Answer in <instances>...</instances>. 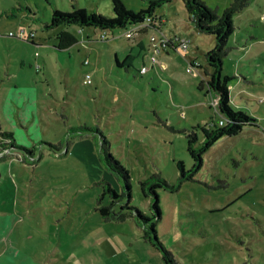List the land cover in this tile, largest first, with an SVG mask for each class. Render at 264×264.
<instances>
[{
    "label": "rangeland",
    "instance_id": "374dc122",
    "mask_svg": "<svg viewBox=\"0 0 264 264\" xmlns=\"http://www.w3.org/2000/svg\"><path fill=\"white\" fill-rule=\"evenodd\" d=\"M152 1L123 0L135 12ZM203 1L222 14L234 0ZM76 8L115 17L113 0H0V138L13 130L18 143L37 144L34 158L0 161V264H10L5 255L19 257L13 264H165L133 219L105 223L96 210L104 183L120 191L124 185L101 159L98 135L66 133L100 128L130 172L132 204L150 215L141 182L159 174L177 184V162L194 165L187 135L202 141V128L220 123L216 103L200 89L216 39L200 32L183 0L158 6L152 15L159 26L134 38L125 36L132 25L107 41L99 28L47 27L54 10ZM234 24L223 67L236 77L231 105L262 124L217 142L194 181L159 190L158 235L181 264H264V0L236 13ZM21 30L27 38L34 33V41L18 37ZM65 30L79 43L59 50L56 38ZM152 37L191 44L167 56L154 50ZM140 38L150 54L134 46ZM129 54L134 67L119 68L115 57L122 62ZM64 138L68 153L40 144Z\"/></svg>",
    "mask_w": 264,
    "mask_h": 264
},
{
    "label": "trees",
    "instance_id": "16d2710c",
    "mask_svg": "<svg viewBox=\"0 0 264 264\" xmlns=\"http://www.w3.org/2000/svg\"><path fill=\"white\" fill-rule=\"evenodd\" d=\"M171 1L172 0L152 1L147 10L135 12L130 10L123 0H113L115 12V17L113 18H106L101 14H99V16L95 13L89 14L84 8H76L73 11H61L56 9L47 27L58 28L59 26H78L81 29L91 27L99 28L103 31L101 39L107 41L108 36H110L114 30L146 21L148 17L153 16L152 14L158 6L164 2L169 3ZM252 1L253 0H234L233 3L220 14L217 9L210 8L203 0H183L187 12L190 14L192 21L195 22L200 32L212 35L216 39L215 47L206 54L208 66L204 70V74L208 79L201 83L200 89L202 91L206 90V96H210L216 103L221 119L224 121V125L220 126V123H213L208 128H202V141H200L199 136L195 132L187 135L188 152L194 160V165L191 169H188L183 160L177 162L180 172L177 184H171L159 174H154L141 182L143 195L151 201L150 215H147L138 206L132 204L133 186L131 184L130 172L111 153V143L100 128L85 125L73 128L66 133V137L70 136V138L81 137L87 133L98 135L101 145L100 151L103 155L101 159H104L107 168L113 175L122 180L124 185L122 191H120L111 183H104L102 185L103 192L97 200L96 210L99 211L105 223L124 222L133 219L138 226L142 228L144 240L163 252L165 264H181V262L172 251H169L164 246L158 235L157 224L162 219L159 190L162 189L174 192L178 189L180 184L187 181H194L196 175L202 170L205 164V153L224 137L238 136L247 127L261 128L262 123L258 117L249 115L243 110H236L232 107L231 81L236 77L223 74L224 60L229 57L233 50L228 46V43L235 33L234 16L236 13L249 6ZM31 34L27 39L34 41L35 34ZM104 35L106 39L103 38ZM56 39L58 41L57 48L59 50L70 49L72 46L79 43L78 38L66 30L58 34ZM177 40L178 39H171L168 45L162 47V51L178 49ZM134 58L132 54H129L125 60L121 62L118 56H116L115 62L119 68L130 69L134 67ZM204 83H206V86ZM221 119L220 121H222ZM1 136V162H7L11 155L21 156L24 161L30 157L34 158L37 144L33 145V147H27L18 143L13 130L1 132ZM69 140L70 139L65 142L64 138V140L58 144L42 141L40 144L51 148L57 153L63 151L68 153V146L70 145ZM2 176L3 174L0 170V179Z\"/></svg>",
    "mask_w": 264,
    "mask_h": 264
},
{
    "label": "built area",
    "instance_id": "2783aa9c",
    "mask_svg": "<svg viewBox=\"0 0 264 264\" xmlns=\"http://www.w3.org/2000/svg\"><path fill=\"white\" fill-rule=\"evenodd\" d=\"M157 17H148L146 21L142 22V23H139V24H134L132 25L133 28L131 30H129L127 33H126V37L127 38H134L136 35H138L140 31L142 30H146L149 26H159L160 22L159 20H156ZM156 20V21H155ZM153 23H156V24H153ZM33 35V34H31ZM18 37L20 38H27L26 37V30H21L18 34ZM104 39H106V36L104 35L103 36ZM171 39H168V38H156V37H152V43H153V47H154V50L156 52H161L162 51V47H165L166 45H168L171 41ZM177 43H178V50L181 48L183 50H188L189 47H190V44H191V41L190 40H185V39H178L177 40ZM156 61V59H155ZM86 64H89V62L87 61ZM148 69L144 66L142 69H141V74H145L147 73ZM87 82L90 83L91 82V75L88 74L87 75ZM224 125V121H220V126H223Z\"/></svg>",
    "mask_w": 264,
    "mask_h": 264
},
{
    "label": "crops",
    "instance_id": "0c3cea01",
    "mask_svg": "<svg viewBox=\"0 0 264 264\" xmlns=\"http://www.w3.org/2000/svg\"><path fill=\"white\" fill-rule=\"evenodd\" d=\"M167 38V37H166ZM168 39H172V38H168ZM176 39H181V38H176ZM136 45H134V46H138L142 51H144L145 52V55H148V54H150L152 51L148 48V46L145 44V42H144V40L143 39H139L136 43H135ZM134 46H132L131 48H134ZM174 50H177V49H174ZM163 52H165L166 54H167V56H169V50L168 51H161L160 52V54H162ZM154 54V53H153ZM156 59V58H155ZM166 63V62H165ZM166 66L168 67V64L166 63ZM9 254H10V252H9ZM5 255V254H4ZM15 259H11L10 257H7L6 255H5V257L4 258H6V260L10 263V264H13L12 263V261H14V260H16L17 259V257H15V256H13ZM22 258H25L27 261H28V259L26 258V257H22ZM18 259H19V257H18ZM30 261V260H29ZM18 264H20V263H18Z\"/></svg>",
    "mask_w": 264,
    "mask_h": 264
}]
</instances>
